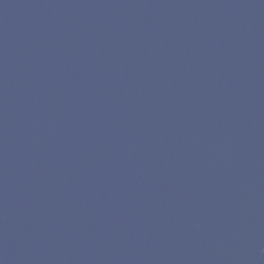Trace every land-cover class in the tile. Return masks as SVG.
<instances>
[{"label":"water","instance_id":"water-1","mask_svg":"<svg viewBox=\"0 0 264 264\" xmlns=\"http://www.w3.org/2000/svg\"><path fill=\"white\" fill-rule=\"evenodd\" d=\"M0 264H264V0H0Z\"/></svg>","mask_w":264,"mask_h":264}]
</instances>
